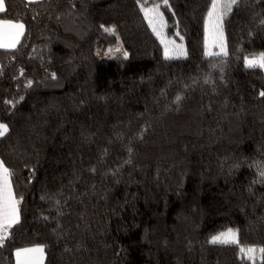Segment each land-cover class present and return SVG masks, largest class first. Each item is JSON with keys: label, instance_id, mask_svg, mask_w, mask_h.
Instances as JSON below:
<instances>
[{"label": "trees", "instance_id": "1", "mask_svg": "<svg viewBox=\"0 0 264 264\" xmlns=\"http://www.w3.org/2000/svg\"><path fill=\"white\" fill-rule=\"evenodd\" d=\"M157 4L183 57L165 58L141 11ZM210 5L4 0L24 33L0 48V160L19 201L0 264L35 246L44 264H253L241 248L264 264V69L245 66L264 55V0L223 18L218 56ZM90 37H118L127 58L99 60ZM228 229L238 243L210 242Z\"/></svg>", "mask_w": 264, "mask_h": 264}, {"label": "snow or ice", "instance_id": "2", "mask_svg": "<svg viewBox=\"0 0 264 264\" xmlns=\"http://www.w3.org/2000/svg\"><path fill=\"white\" fill-rule=\"evenodd\" d=\"M28 4L39 3L41 0H27ZM239 0H211L210 8L207 12V18L205 21V31H209V26L211 30L219 32L222 36L221 21L223 18L231 12L233 6H235ZM168 0H163V5L167 6ZM160 5L157 4L153 8H145L141 6V11L144 13L145 19L148 20L149 26L152 28L154 33H157V26L163 27L164 20L163 16L159 11ZM5 11L4 0H0V13ZM106 32L112 33L114 29L105 28ZM24 33V24L14 23L7 20H0V48L12 50L15 49L16 45L19 43V38ZM163 43V41H161ZM111 51V50H110ZM119 51V49H116ZM169 48L165 46V58H170ZM211 55L212 53H206ZM124 57L127 58V53H123ZM245 66L249 68L260 67L264 69V55H261L256 58L248 59L245 58ZM55 78V77H53ZM261 96H264V92L260 93ZM180 97H177L179 100ZM5 103H9L5 101ZM8 132V126L6 124L0 123V137H3ZM264 175V173H262ZM19 201L16 200L13 195L12 185H11V173L8 167L0 161V244L3 243V240L7 238L8 230L16 223L19 222L18 215V205ZM211 243H238L236 239V234L229 231L227 233H222L219 236L212 238ZM43 249L33 248L25 249L23 252L17 251V264H21L20 257L25 253H42ZM241 253H254V249H240ZM264 253V249L261 250Z\"/></svg>", "mask_w": 264, "mask_h": 264}, {"label": "rangeland", "instance_id": "3", "mask_svg": "<svg viewBox=\"0 0 264 264\" xmlns=\"http://www.w3.org/2000/svg\"><path fill=\"white\" fill-rule=\"evenodd\" d=\"M112 29H114V28H112ZM157 31H158L159 35H157V33H155V35L157 36L158 40L162 44V46L164 48V52H165V46H167L170 50L169 51L170 57L179 58V57H183L185 55V45H184L183 41H180L179 39H176L173 37L166 36L164 33V26L162 28L157 26ZM220 31H222V36L219 34V32L214 33L211 30V27L209 26V31L206 32L205 31V25H204V44H205L204 50H205V54L206 53H212L211 55H209V54H206V55L218 56V55H224L226 53L224 34H223V30H222V21H221ZM110 34H115V29H114V32H112ZM161 41H163V43ZM88 42L91 45L93 52L95 53L96 57L99 60H113V59L119 58L121 56H124L123 53H125V51H124L122 44H121L118 37H116V39L112 45H107V44H105V43H103V42H101V41H99L93 37H90ZM116 49H119V51H116ZM256 57H259V56H253V57H247V58L252 59V58H256ZM229 231L235 233L236 239H237V233L233 229L225 230L221 233L216 234L215 236H219L220 234L227 233ZM215 236H213V237H215ZM212 238L210 239V242H211ZM218 244H224V243H218ZM228 244H236V243H228ZM33 248L43 249L42 246H35V247L25 248V249H33ZM25 249H21L18 251L23 252V250H25ZM247 254H248V255H246L247 258L250 259L253 262V264H255V261L259 260V256L257 257V254L255 252L254 253H247ZM44 257H45L44 251H42V253L28 252V253H25L24 255H22L19 259L21 261V264H44ZM15 264H17V257H16V263Z\"/></svg>", "mask_w": 264, "mask_h": 264}, {"label": "crops", "instance_id": "4", "mask_svg": "<svg viewBox=\"0 0 264 264\" xmlns=\"http://www.w3.org/2000/svg\"><path fill=\"white\" fill-rule=\"evenodd\" d=\"M20 38H21V36H20ZM20 38H19V40H20ZM2 49V48H1ZM25 249V248H24ZM19 250H21V249H19ZM18 251V250H17ZM16 251V252H17ZM16 252H15V254H16ZM15 263H16V255H15Z\"/></svg>", "mask_w": 264, "mask_h": 264}]
</instances>
